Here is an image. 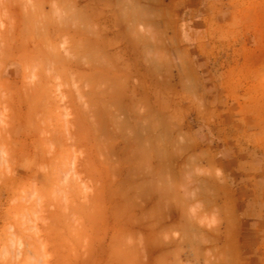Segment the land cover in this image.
Masks as SVG:
<instances>
[{"label":"rangeland","instance_id":"obj_1","mask_svg":"<svg viewBox=\"0 0 264 264\" xmlns=\"http://www.w3.org/2000/svg\"><path fill=\"white\" fill-rule=\"evenodd\" d=\"M0 264H264V0H0Z\"/></svg>","mask_w":264,"mask_h":264},{"label":"crops","instance_id":"obj_2","mask_svg":"<svg viewBox=\"0 0 264 264\" xmlns=\"http://www.w3.org/2000/svg\"><path fill=\"white\" fill-rule=\"evenodd\" d=\"M99 1V0H98ZM97 4H99V3H97Z\"/></svg>","mask_w":264,"mask_h":264}]
</instances>
